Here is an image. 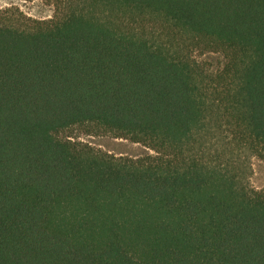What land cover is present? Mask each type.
<instances>
[{
  "label": "trees",
  "instance_id": "16d2710c",
  "mask_svg": "<svg viewBox=\"0 0 264 264\" xmlns=\"http://www.w3.org/2000/svg\"><path fill=\"white\" fill-rule=\"evenodd\" d=\"M235 150L264 160V0L0 9V264H264V190Z\"/></svg>",
  "mask_w": 264,
  "mask_h": 264
},
{
  "label": "rangeland",
  "instance_id": "374dc122",
  "mask_svg": "<svg viewBox=\"0 0 264 264\" xmlns=\"http://www.w3.org/2000/svg\"><path fill=\"white\" fill-rule=\"evenodd\" d=\"M66 0H0V9H12L19 11L28 18L32 19H51L60 9L63 8ZM200 63H206L212 70H218L225 64L224 57L220 53L194 54ZM66 136V135H64ZM74 142H80L103 152L112 154L116 157H129L133 159L154 152L142 144L133 143L126 139L114 138L106 135H92L80 129L73 132L69 138ZM219 145H225L220 142ZM236 151V150H235ZM239 161L243 166L245 180L249 186L257 191L264 190V160L255 156L248 150H237Z\"/></svg>",
  "mask_w": 264,
  "mask_h": 264
}]
</instances>
